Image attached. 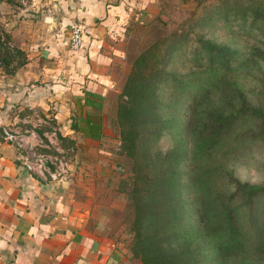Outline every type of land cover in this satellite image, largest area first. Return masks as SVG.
<instances>
[{
    "label": "trees",
    "instance_id": "1",
    "mask_svg": "<svg viewBox=\"0 0 264 264\" xmlns=\"http://www.w3.org/2000/svg\"><path fill=\"white\" fill-rule=\"evenodd\" d=\"M222 5L250 14L264 35V0ZM199 40L210 60L201 78L172 80L181 93L166 117L159 114L156 85L171 74L157 65L155 47L132 60L117 95L119 141L133 174L126 185L132 205L127 248L142 264H264V183L240 181L219 156L246 138L264 137V65L253 48ZM232 67L249 81L225 77ZM189 73L198 76L195 69ZM94 96L85 91L82 104L98 106ZM79 107L70 126L99 138V115ZM164 128L172 129V147L164 153L142 148L143 139L154 141Z\"/></svg>",
    "mask_w": 264,
    "mask_h": 264
},
{
    "label": "crops",
    "instance_id": "2",
    "mask_svg": "<svg viewBox=\"0 0 264 264\" xmlns=\"http://www.w3.org/2000/svg\"><path fill=\"white\" fill-rule=\"evenodd\" d=\"M155 1L58 0L54 27L24 46L26 58L16 71L0 76V129L15 119L16 105H34L44 114L50 106L62 127L81 133L70 126L81 104L83 112L99 115L102 135V111L127 72L130 28L150 19ZM71 22L81 25L74 50L68 47ZM85 91L95 94L98 106L82 104ZM91 202L70 179L28 167L0 133V264H142L108 233L107 210Z\"/></svg>",
    "mask_w": 264,
    "mask_h": 264
},
{
    "label": "rangeland",
    "instance_id": "3",
    "mask_svg": "<svg viewBox=\"0 0 264 264\" xmlns=\"http://www.w3.org/2000/svg\"><path fill=\"white\" fill-rule=\"evenodd\" d=\"M57 1L0 0V76L16 71L26 58L24 46L41 41L54 27L59 18ZM225 1L156 0L150 19L132 24L125 51L127 72L138 53L155 47L153 52L161 59L157 65L171 74L166 83L157 81L156 85L158 110L163 118L172 111L176 96L181 93L172 80L181 75L183 81L201 78L202 69L210 60L199 39L230 50L253 48L257 61L264 65V35L259 23L253 22L250 14L244 17L236 8H226L222 5ZM172 39L174 45L169 48ZM230 63L234 65L235 61ZM192 69L198 76L189 73ZM223 73L228 79L234 75L249 81L247 75L233 67ZM116 102L117 96L102 111L104 131L98 139H87L62 127V122L50 114V106L48 114H44L39 106L16 105L15 119L4 124V128L30 168L70 179L80 196L91 195L95 210H107L108 233L127 248L132 205L126 185L133 174L119 141ZM0 133L4 134L1 129ZM173 137L172 129L164 128L154 141L143 139L141 145H147L150 152L164 153L173 146ZM219 156L240 181L264 183V137L246 138ZM261 204L264 205V197Z\"/></svg>",
    "mask_w": 264,
    "mask_h": 264
},
{
    "label": "built area",
    "instance_id": "4",
    "mask_svg": "<svg viewBox=\"0 0 264 264\" xmlns=\"http://www.w3.org/2000/svg\"><path fill=\"white\" fill-rule=\"evenodd\" d=\"M80 41H81V25L78 22H71L69 24L68 47L72 50L77 49L80 45ZM1 130L6 136L4 134L3 135L6 138L10 139V134L6 132V129L2 128ZM27 166L30 167L28 163Z\"/></svg>",
    "mask_w": 264,
    "mask_h": 264
}]
</instances>
